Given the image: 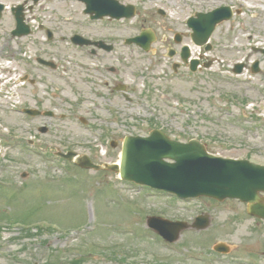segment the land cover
Segmentation results:
<instances>
[{"label": "rangeland", "instance_id": "rangeland-1", "mask_svg": "<svg viewBox=\"0 0 264 264\" xmlns=\"http://www.w3.org/2000/svg\"><path fill=\"white\" fill-rule=\"evenodd\" d=\"M121 1L136 6L134 18L89 24L77 15L73 26L59 21L67 14L52 10L54 0H48L30 13L36 34L12 39L0 29V63L7 58L13 72L0 68V264H235L236 254L264 264L258 257L264 252V223L239 203L175 201L121 182L113 172L77 170L54 156L70 150L95 164L117 163L124 137L156 128L174 140H198L216 156L264 165V0ZM219 6L239 14L210 38L211 68L191 74L168 51L190 44L193 57L203 53L191 44L184 22ZM39 25L51 29L55 41L39 44ZM143 29L155 36L147 53L124 42ZM73 30L90 39L106 37L112 52L96 49L90 57V49L67 45ZM175 33L182 35L180 45ZM37 57L53 59L55 72L28 63ZM255 62L259 73L252 74ZM237 63L245 65L240 76L232 73ZM173 64L179 65L176 72ZM117 81L125 87L122 93L112 90ZM26 107L54 117L28 118L22 114ZM203 213L208 228L188 229L174 244L161 243L146 226L149 216L191 223ZM40 220L55 229L41 225L25 232L11 226H39ZM217 242L229 243L227 255L211 252Z\"/></svg>", "mask_w": 264, "mask_h": 264}, {"label": "water", "instance_id": "water-1", "mask_svg": "<svg viewBox=\"0 0 264 264\" xmlns=\"http://www.w3.org/2000/svg\"><path fill=\"white\" fill-rule=\"evenodd\" d=\"M97 5L92 8L94 11L118 19L122 16L130 17L134 13L133 8L122 9L115 3H97ZM230 18L229 8L197 14L196 19L188 22L193 30L192 41L198 46L205 44L215 26ZM153 40L152 34L144 33L131 42L147 51ZM185 57L187 54H184V59ZM256 67L257 64L254 65L255 72ZM74 155L71 153L66 158L72 159ZM165 159L174 161V164L165 162ZM76 163L83 168L113 170L118 172L122 179L166 190L182 198L201 195L212 196L219 200L226 197L238 198L249 204L250 214L264 218V206L258 196L259 192H264V167L254 166L248 162L212 158L205 153L204 147L195 141L179 144L170 141L160 132L153 131L148 138L127 137L124 140L120 168L95 166L86 157L77 158ZM148 221L150 228L170 242L176 241L180 232L186 228L183 223H169L157 218H150ZM204 221L202 218L197 219V229L206 227L207 222ZM217 251L224 249L220 247Z\"/></svg>", "mask_w": 264, "mask_h": 264}, {"label": "flooded vegetation", "instance_id": "flooded-vegetation-1", "mask_svg": "<svg viewBox=\"0 0 264 264\" xmlns=\"http://www.w3.org/2000/svg\"><path fill=\"white\" fill-rule=\"evenodd\" d=\"M46 1V0H45ZM48 1V0H47ZM0 4L3 6L0 12V29L4 32L11 33L16 28L14 20V14L18 13V16L23 19V23L28 24L30 21V12L33 6L29 3V0H0ZM49 4V3H48ZM47 4V5H48ZM21 6V11H16V7ZM52 10L57 13H64L65 21L69 20L73 15L84 14L85 6L80 0H54ZM114 91V87L112 88ZM252 255H247L246 258H252ZM259 259L263 258L264 252L258 255ZM255 262L254 258L252 259ZM249 261V260H248ZM259 261V260H256Z\"/></svg>", "mask_w": 264, "mask_h": 264}]
</instances>
